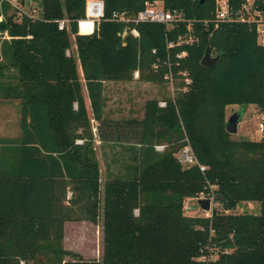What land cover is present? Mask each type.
<instances>
[{
  "label": "trees",
  "instance_id": "16d2710c",
  "mask_svg": "<svg viewBox=\"0 0 264 264\" xmlns=\"http://www.w3.org/2000/svg\"><path fill=\"white\" fill-rule=\"evenodd\" d=\"M87 1L36 0L35 19L9 4L0 10V99L21 103L20 138L0 139V264H264V139L225 130L227 106L264 108L257 24H204L215 0H164L181 18L170 27L120 23L114 14L133 18L149 0H98L103 16L93 27L100 7L92 3L86 20ZM242 2L228 0L231 11ZM256 4L264 16V0ZM71 36L83 82L67 53ZM181 36L196 41L167 49ZM183 51L187 91L163 108L146 101L139 118L104 116V82H129L139 71L140 81L164 84L163 62ZM206 51L219 56L213 69L200 65ZM96 142L108 149L103 184ZM186 144L204 172L177 161ZM211 186V216L186 215L185 200ZM252 201L258 214L232 212ZM68 221H100L101 260L63 249Z\"/></svg>",
  "mask_w": 264,
  "mask_h": 264
},
{
  "label": "rangeland",
  "instance_id": "374dc122",
  "mask_svg": "<svg viewBox=\"0 0 264 264\" xmlns=\"http://www.w3.org/2000/svg\"><path fill=\"white\" fill-rule=\"evenodd\" d=\"M95 1V0H94ZM21 14L24 15H33L38 16V6H36V0H21ZM29 8H37V12L33 13L29 11ZM18 15V16H20ZM32 17V18H33ZM36 18V17H35ZM96 18L95 20H97ZM16 21L18 18L15 19ZM88 20V18H86ZM19 21V20H18ZM20 22V21H19ZM81 22V21H80ZM80 22L78 25V33L83 34L80 31ZM67 25V21H59V27ZM6 38V37H4ZM71 45L70 50L67 52L68 54H72L76 66L77 73L79 75L80 80L82 81V73L79 65V61L76 55V46L74 43V38L71 36ZM83 82V81H82ZM176 93H172L168 88L167 84H153L142 82L139 79H134L132 77V81L129 82H113L107 81L104 82V97L106 100L105 108H104V116L109 119L114 120H123L126 118H139L143 113V106L146 101L154 99L158 101H163L165 99H171L175 96ZM250 105L241 106V105H230L226 107V119L233 114L237 113L241 116L240 122L237 126L236 134L232 135L233 137L241 140H250L257 141L259 139L258 130H257V119L250 114L249 110ZM3 113L2 117L0 116V136L5 135L8 137H13L19 131L20 120L18 116V105L17 106H8L6 105L5 109L0 110V114ZM92 131L94 136H97V123L92 121ZM95 147L97 149V160L99 164V173L101 183L103 184L104 178L106 176V159L103 157V154L108 156V149L101 148L100 143L96 142ZM162 152V151H161ZM111 156V155H110ZM114 166H112V169ZM192 208V210H184V213L189 216H201V217H210L211 212L202 211L198 204L193 201V199H186L183 206H187ZM214 206V205H213ZM212 206V209H214ZM215 208L217 211L221 212L222 208L218 204H215ZM260 210V204L256 201L252 202H241L238 206L232 211L237 214H258ZM91 223V222H90ZM100 223V221H98ZM97 223V224H98ZM97 224H83L82 226V244H79L81 247V254H77L85 261H99L101 260V251H102V232H101V224L100 229ZM80 225V224H79ZM64 228V226H63ZM74 228L76 226L70 227L67 229L70 236L73 239L75 237ZM81 232V231H80ZM74 242V241H73ZM62 247L63 239H62ZM216 250V249H215ZM95 258V259H94ZM70 259V257L66 258V260Z\"/></svg>",
  "mask_w": 264,
  "mask_h": 264
},
{
  "label": "built area",
  "instance_id": "2783aa9c",
  "mask_svg": "<svg viewBox=\"0 0 264 264\" xmlns=\"http://www.w3.org/2000/svg\"><path fill=\"white\" fill-rule=\"evenodd\" d=\"M257 0H243V2L240 5L239 10L236 12H232L228 3V0H215V14L213 17V20L206 21L204 24L213 23L214 25H217L218 23L222 21H238V22H246V23H256L257 24V41L258 44L264 48V16L263 13L258 9V6L256 4ZM92 3L99 4L100 7V14L98 15V19L103 16V4L101 1L98 0H88L86 3V18L90 19V16L88 12L90 11V7ZM3 4H9L12 8L16 9L19 14H21V7L22 2L21 0H0V10H2ZM29 11H32L33 13L37 12V8H31ZM31 17V15H27ZM33 17V15H32ZM31 17V18H32ZM38 18V16H34L33 19ZM97 19V20H98ZM113 19L120 23H128V22H134V23H156V24H164L170 27L169 25L176 24L178 22H181L180 16L176 12H170L167 11L164 7V0H149L148 2H145L143 10L138 12V14L133 17H127L124 13L120 14H114ZM95 22V19L93 20V23ZM79 25V23H78ZM60 29L63 28L62 26L59 27ZM127 31L125 30L122 33V36H125ZM130 33L137 37L138 33L135 29L130 30ZM1 35V34H0ZM196 38V37H195ZM193 36L188 37H178L176 42L168 41L166 43L167 49L173 48L176 46H182L184 44H192L194 40L196 41ZM186 52H180L175 55V63L172 64L170 57L167 56L166 60L163 62V64L167 67V72L163 76L164 83L167 84V88L174 94L177 91L185 92L189 89V87L192 84V79L189 76V73L186 70L180 69L181 67V61L183 58H185ZM177 68V71L174 72V68ZM159 67V63H156L153 66L154 70H157ZM134 79H139V71H134L133 73ZM264 95V94H263ZM174 96L171 98L173 99ZM158 106L163 108L166 106L165 101H159ZM250 114H252L257 119V130L259 139H264V108L258 106V105H250L249 107ZM187 142V140L185 139ZM165 146L159 145L155 147V150L157 152L163 151ZM177 161L184 167L188 168L190 166L196 165L198 166L200 172L205 171V167L198 164L197 159L192 153V150L189 146V144H186L177 154H176ZM213 189L214 187H210V191L208 193L201 192L198 194L193 201L197 203L199 200H206L208 199L210 201V206L212 209V206L214 205V195H213ZM198 204V203H197ZM214 207V206H213ZM185 210L189 209L192 210V208H189L187 206H183ZM137 213V212H136ZM23 264V262H21Z\"/></svg>",
  "mask_w": 264,
  "mask_h": 264
},
{
  "label": "crops",
  "instance_id": "0c3cea01",
  "mask_svg": "<svg viewBox=\"0 0 264 264\" xmlns=\"http://www.w3.org/2000/svg\"><path fill=\"white\" fill-rule=\"evenodd\" d=\"M6 105H8V106H17L18 105V116H19V120H20V108H21L20 100H18V99H0V110L1 109H5ZM2 115H4V114L1 113L0 116L2 117ZM20 136H21V131H20V125H19V131L17 132L16 135H14L13 137H8V136H5V135L4 136L1 135L0 139H13V140H16V139L20 138ZM88 223L92 224V223H90L88 221H74V222L68 221V222H65L63 224V226H64V228H63V246H64L63 249L65 251H69V252H72L74 254H79V255L82 253L81 252V247H79V244H82V242H83V240L81 239V237L83 235L82 234V226L81 225L88 224ZM76 225H77V228H74V231H75L74 234H75V237H76V235L78 237L76 239H73L72 236H70V234L67 231V229H69L70 227L76 226ZM98 226H99V229H100V223L97 224V227Z\"/></svg>",
  "mask_w": 264,
  "mask_h": 264
},
{
  "label": "water",
  "instance_id": "95a60500",
  "mask_svg": "<svg viewBox=\"0 0 264 264\" xmlns=\"http://www.w3.org/2000/svg\"><path fill=\"white\" fill-rule=\"evenodd\" d=\"M218 60H219V56H211L209 51H206L200 61V65L206 69H213L217 64ZM238 123H239V115L237 113L231 114L226 120V126H225L226 132L230 135L236 134ZM197 203L202 211L214 212V210L211 209L210 201L208 199L199 200Z\"/></svg>",
  "mask_w": 264,
  "mask_h": 264
},
{
  "label": "bare ground",
  "instance_id": "6f19581e",
  "mask_svg": "<svg viewBox=\"0 0 264 264\" xmlns=\"http://www.w3.org/2000/svg\"><path fill=\"white\" fill-rule=\"evenodd\" d=\"M93 27H94V23H93ZM81 31V30H80ZM82 33V32H81ZM84 34V33H83Z\"/></svg>",
  "mask_w": 264,
  "mask_h": 264
}]
</instances>
